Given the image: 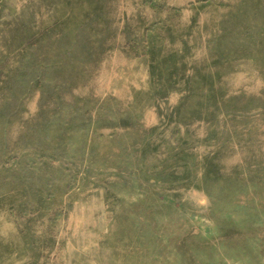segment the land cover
I'll use <instances>...</instances> for the list:
<instances>
[{"label": "rangeland", "instance_id": "rangeland-1", "mask_svg": "<svg viewBox=\"0 0 264 264\" xmlns=\"http://www.w3.org/2000/svg\"><path fill=\"white\" fill-rule=\"evenodd\" d=\"M0 264H264V0H0Z\"/></svg>", "mask_w": 264, "mask_h": 264}]
</instances>
